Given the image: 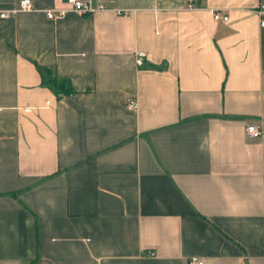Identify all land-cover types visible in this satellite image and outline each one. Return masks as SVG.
I'll use <instances>...</instances> for the list:
<instances>
[{
    "label": "crops",
    "instance_id": "1",
    "mask_svg": "<svg viewBox=\"0 0 264 264\" xmlns=\"http://www.w3.org/2000/svg\"><path fill=\"white\" fill-rule=\"evenodd\" d=\"M92 1L0 16V264H264L263 0Z\"/></svg>",
    "mask_w": 264,
    "mask_h": 264
},
{
    "label": "built area",
    "instance_id": "2",
    "mask_svg": "<svg viewBox=\"0 0 264 264\" xmlns=\"http://www.w3.org/2000/svg\"><path fill=\"white\" fill-rule=\"evenodd\" d=\"M188 5L191 8V6L194 5L193 0H188ZM67 6H60V7H46V13L49 17H58L66 13L67 10H77L80 12H93L98 9H104L106 6L105 4L99 2L94 3L92 0H67ZM34 4L32 0H19L18 5L15 8L11 9H3L0 11V16H10L12 14H15L18 10H31L35 9ZM257 14L260 16V26L264 27V0L260 4V6L255 10ZM213 17L215 19L220 20V18L224 20H228L229 16L228 13L224 12L223 10L214 9L213 10ZM145 50L138 49L135 52V61L138 63V65H143L144 63V57H145ZM137 105V101L134 99H129L127 102V106L130 108H135ZM247 133L250 136H257L262 133L261 128L257 126L256 124L252 123L246 128ZM150 254H154V251H149ZM188 264H204L202 258H198L197 256H192Z\"/></svg>",
    "mask_w": 264,
    "mask_h": 264
},
{
    "label": "trees",
    "instance_id": "3",
    "mask_svg": "<svg viewBox=\"0 0 264 264\" xmlns=\"http://www.w3.org/2000/svg\"><path fill=\"white\" fill-rule=\"evenodd\" d=\"M40 72L42 76L43 84L50 87L58 97L63 96V94H69L74 92L72 82L69 78L57 77L54 72L48 67L40 66Z\"/></svg>",
    "mask_w": 264,
    "mask_h": 264
}]
</instances>
